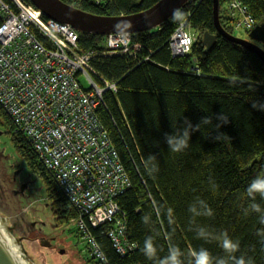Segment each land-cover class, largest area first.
Returning a JSON list of instances; mask_svg holds the SVG:
<instances>
[{
    "label": "trees",
    "instance_id": "obj_1",
    "mask_svg": "<svg viewBox=\"0 0 264 264\" xmlns=\"http://www.w3.org/2000/svg\"><path fill=\"white\" fill-rule=\"evenodd\" d=\"M3 1L13 6L11 0ZM63 1L94 14L119 15L141 11L157 0ZM218 1L219 22L232 33L226 0ZM241 1L255 24L264 22V0ZM179 20L194 33V40L188 53L172 56L169 37ZM205 31L216 35L207 52L202 44ZM77 32L79 51L93 52L89 65L94 79L101 84L102 77L115 86L102 92L95 114L129 178V186L114 201L124 236L134 243L132 250L118 254L107 228L87 223L103 258L90 255L85 264H153L140 251L149 236L159 258L170 245L181 249L182 259L203 247L215 264L227 258L217 240L224 232L239 243L237 257L264 264V225L260 214L250 209L254 202L264 210V199L257 194L252 201L246 193L252 179L264 175V110L253 107L254 102L264 104V63L258 55L216 32L212 0H189L157 27L136 32L133 40L140 48L132 54L103 53V35ZM221 113L229 123L217 129ZM202 116L212 123L192 134L187 149L171 152L165 133L173 131V124L182 126L185 118L195 124ZM0 124L27 170L40 181L56 220L68 224L75 219L77 209L1 105ZM217 133L220 139H212ZM201 201L211 216L189 211L195 205L203 213ZM145 215L150 217L148 225L142 222ZM199 228L206 229L209 240L197 238Z\"/></svg>",
    "mask_w": 264,
    "mask_h": 264
},
{
    "label": "built area",
    "instance_id": "obj_2",
    "mask_svg": "<svg viewBox=\"0 0 264 264\" xmlns=\"http://www.w3.org/2000/svg\"><path fill=\"white\" fill-rule=\"evenodd\" d=\"M11 1L14 7L0 0V105L77 209L75 221L91 255L103 258L87 223L107 228L115 252L125 254L134 243L124 236L114 198L129 186V178L95 114L102 92L114 90V83L94 79L89 65L93 52L79 51L78 32L71 25L44 19L30 1ZM226 8L236 32L247 33L255 26L241 0H226ZM134 34L103 35V53L138 51ZM193 40L179 20L169 37L171 54L188 53ZM79 74L89 82L88 89L79 82Z\"/></svg>",
    "mask_w": 264,
    "mask_h": 264
},
{
    "label": "water",
    "instance_id": "obj_3",
    "mask_svg": "<svg viewBox=\"0 0 264 264\" xmlns=\"http://www.w3.org/2000/svg\"><path fill=\"white\" fill-rule=\"evenodd\" d=\"M49 19L68 23L76 31L105 35L118 32H141L155 28L172 16L189 0H157L151 6L138 12L119 15H99L73 6L63 0H29ZM219 1L212 0V18L216 32L226 39L242 45L258 55L264 63V22L257 23L247 37L236 36L226 31L219 22ZM216 35L205 31L202 35L204 52L215 43ZM42 245H48L40 241ZM0 264H34L24 248L21 238L12 234V226L0 214Z\"/></svg>",
    "mask_w": 264,
    "mask_h": 264
},
{
    "label": "rangeland",
    "instance_id": "obj_4",
    "mask_svg": "<svg viewBox=\"0 0 264 264\" xmlns=\"http://www.w3.org/2000/svg\"><path fill=\"white\" fill-rule=\"evenodd\" d=\"M228 14L231 19L229 27L232 33L242 37L243 32H236L232 29V16L229 11ZM78 80L83 88H89V82L83 74L78 75ZM0 152L3 155H0V162L3 160L7 172L10 173L11 168H14L12 174L16 172V182L25 179L29 185L26 189L29 197L20 204L17 212L26 215L28 218L42 221L46 235L54 237L49 247L42 245L40 241H35L33 246L26 243L34 258V264H85L87 256H90L91 253L88 250L84 233L77 226L75 219H71L68 224H61L56 220L53 209L50 207L49 201L46 200L40 181L27 170L23 160L13 148L9 135L2 124H0ZM3 175V170L0 168V179L4 178ZM43 241L45 242V240ZM91 256L95 257L94 255Z\"/></svg>",
    "mask_w": 264,
    "mask_h": 264
},
{
    "label": "clouds",
    "instance_id": "obj_5",
    "mask_svg": "<svg viewBox=\"0 0 264 264\" xmlns=\"http://www.w3.org/2000/svg\"><path fill=\"white\" fill-rule=\"evenodd\" d=\"M253 107L258 110H264V104H258L257 102L253 103ZM218 123L216 128L219 129L223 125L229 123L228 117L224 114H218L216 117ZM212 123V119L207 116H202L195 124L188 118H185L182 126L173 124V131L170 133H165V142L169 147L171 152H182L189 146V140L193 133L201 130L202 125H209ZM214 140H219L220 135L217 133L214 137H211ZM246 193L252 201H255L257 194L264 199V175H257L252 181L248 184L246 188ZM201 206L205 208L203 213L199 212L195 205L190 206L189 211L195 215H208L211 216L212 212L210 209H207L203 202H200ZM250 209L253 212L259 213V223L264 225V210L256 204L252 203ZM142 222L145 225L150 223V217L145 215L142 217ZM198 239L209 240V234L204 228H199L196 232ZM219 247L226 254L227 258H219L215 261V264H229V261L232 264H248L243 256L237 257L236 252L239 251V243L234 242L227 234V232L222 233L218 238ZM143 255L148 259L153 261V264H213V259L210 252L201 247L199 250H190L186 259H182L184 253L181 249L175 245H170L168 248V253L163 258L157 256V247L153 243L151 236L146 237L144 240L143 247L140 249Z\"/></svg>",
    "mask_w": 264,
    "mask_h": 264
},
{
    "label": "flooded vegetation",
    "instance_id": "obj_6",
    "mask_svg": "<svg viewBox=\"0 0 264 264\" xmlns=\"http://www.w3.org/2000/svg\"><path fill=\"white\" fill-rule=\"evenodd\" d=\"M242 37H247L246 33ZM0 155H2L1 152ZM0 168L4 173V178L0 179V214L6 217L7 223L12 226V234L21 238L24 248L34 261L26 243L33 246L35 241L45 240L48 244L47 247H49L54 237L46 235L42 221L28 218L26 215L17 212L20 204L29 197V193L26 192L29 186L27 180L22 179L20 182H16V172L12 174L14 168H11V172L8 173L3 160L0 162Z\"/></svg>",
    "mask_w": 264,
    "mask_h": 264
},
{
    "label": "crops",
    "instance_id": "obj_7",
    "mask_svg": "<svg viewBox=\"0 0 264 264\" xmlns=\"http://www.w3.org/2000/svg\"><path fill=\"white\" fill-rule=\"evenodd\" d=\"M246 35H247V33H246ZM241 37V36H240Z\"/></svg>",
    "mask_w": 264,
    "mask_h": 264
}]
</instances>
